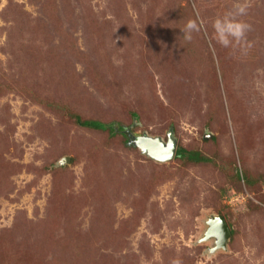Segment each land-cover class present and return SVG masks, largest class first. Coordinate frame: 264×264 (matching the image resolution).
Wrapping results in <instances>:
<instances>
[{"label": "rangeland", "instance_id": "1", "mask_svg": "<svg viewBox=\"0 0 264 264\" xmlns=\"http://www.w3.org/2000/svg\"><path fill=\"white\" fill-rule=\"evenodd\" d=\"M233 2L0 0V264H264V0L245 52L213 36Z\"/></svg>", "mask_w": 264, "mask_h": 264}, {"label": "clouds", "instance_id": "2", "mask_svg": "<svg viewBox=\"0 0 264 264\" xmlns=\"http://www.w3.org/2000/svg\"><path fill=\"white\" fill-rule=\"evenodd\" d=\"M248 0H234L230 8L222 15L213 19L211 27L215 43L221 48L239 50L245 52L251 47L247 35L251 31V25L243 18L249 11ZM203 27L202 22L189 20L184 29V38L191 41L194 33H199ZM176 264H179L177 261Z\"/></svg>", "mask_w": 264, "mask_h": 264}, {"label": "water", "instance_id": "3", "mask_svg": "<svg viewBox=\"0 0 264 264\" xmlns=\"http://www.w3.org/2000/svg\"><path fill=\"white\" fill-rule=\"evenodd\" d=\"M126 145L135 147L149 159L160 163L172 160L175 151V143L170 130L167 131L164 142L159 138H149L146 136L131 137L127 134ZM207 225L208 229L204 233V240L214 239L213 251L223 249L224 243L229 236V230L224 220L220 216H216L210 219Z\"/></svg>", "mask_w": 264, "mask_h": 264}, {"label": "trees", "instance_id": "4", "mask_svg": "<svg viewBox=\"0 0 264 264\" xmlns=\"http://www.w3.org/2000/svg\"><path fill=\"white\" fill-rule=\"evenodd\" d=\"M131 116L132 118H134L133 114H131ZM71 117L73 121L75 122V124L82 128H87V129L96 130V131H105L109 135L116 134L115 131L119 133L122 131L119 126L115 127L111 123L102 124L96 121H86V120L80 121L78 117L76 116L71 115ZM120 134H122L124 137L127 136L125 133H120ZM176 158L183 159L186 162H190L194 164L208 162V160L205 157L199 155L197 152L185 151L178 147H175L174 156H173V159H176Z\"/></svg>", "mask_w": 264, "mask_h": 264}]
</instances>
